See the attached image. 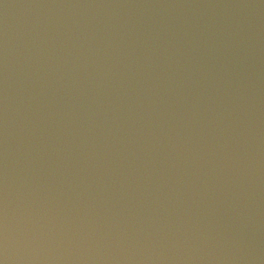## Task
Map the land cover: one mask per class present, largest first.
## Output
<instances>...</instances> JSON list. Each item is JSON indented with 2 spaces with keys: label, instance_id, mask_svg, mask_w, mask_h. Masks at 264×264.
I'll list each match as a JSON object with an SVG mask.
<instances>
[{
  "label": "water",
  "instance_id": "1",
  "mask_svg": "<svg viewBox=\"0 0 264 264\" xmlns=\"http://www.w3.org/2000/svg\"><path fill=\"white\" fill-rule=\"evenodd\" d=\"M0 264H264V0H0Z\"/></svg>",
  "mask_w": 264,
  "mask_h": 264
}]
</instances>
